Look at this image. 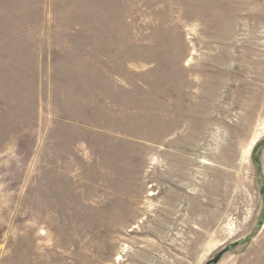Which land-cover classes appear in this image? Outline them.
Here are the masks:
<instances>
[{
  "label": "rangeland",
  "instance_id": "374dc122",
  "mask_svg": "<svg viewBox=\"0 0 264 264\" xmlns=\"http://www.w3.org/2000/svg\"><path fill=\"white\" fill-rule=\"evenodd\" d=\"M221 251L264 264V0H0V264Z\"/></svg>",
  "mask_w": 264,
  "mask_h": 264
},
{
  "label": "water",
  "instance_id": "95a60500",
  "mask_svg": "<svg viewBox=\"0 0 264 264\" xmlns=\"http://www.w3.org/2000/svg\"><path fill=\"white\" fill-rule=\"evenodd\" d=\"M224 251H221L215 258L211 259L207 264H211V263H217L221 256L223 255Z\"/></svg>",
  "mask_w": 264,
  "mask_h": 264
},
{
  "label": "bare ground",
  "instance_id": "6f19581e",
  "mask_svg": "<svg viewBox=\"0 0 264 264\" xmlns=\"http://www.w3.org/2000/svg\"><path fill=\"white\" fill-rule=\"evenodd\" d=\"M248 151H246L244 154H243V159L246 157L245 154L247 153ZM250 153V152H249ZM121 256V255H120ZM120 256L117 258V260H120Z\"/></svg>",
  "mask_w": 264,
  "mask_h": 264
}]
</instances>
